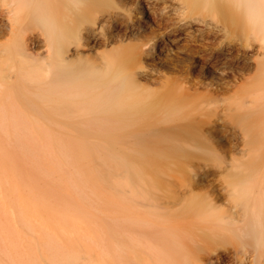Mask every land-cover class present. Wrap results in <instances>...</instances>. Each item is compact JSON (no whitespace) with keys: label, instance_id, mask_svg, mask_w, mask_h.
Returning <instances> with one entry per match:
<instances>
[{"label":"bare ground","instance_id":"bare-ground-1","mask_svg":"<svg viewBox=\"0 0 264 264\" xmlns=\"http://www.w3.org/2000/svg\"><path fill=\"white\" fill-rule=\"evenodd\" d=\"M56 3L77 33L63 51H54L12 0H0V137H16L15 146L28 148L35 138L40 150L72 165L69 177L61 179L65 195L52 203L56 224L64 231L69 221L75 227L82 222L96 235L77 236L79 248L70 250L50 244L44 259L49 264H264V52L248 86L226 97L243 128L238 157L221 146L222 138L213 139L217 128L211 120L217 102L225 99L212 79L223 81L233 64L213 58L207 44L224 32L228 50L250 49L246 39L234 37L239 22L226 8L209 11L211 0H103V7L90 6L75 20L61 0ZM195 29L204 81L181 72L167 77L161 88L142 82L148 79L147 57L186 51L181 41L195 39ZM182 133L200 151L198 193L154 194L149 188L165 190L162 177L181 162ZM0 146L7 151L10 144L4 139ZM119 170L126 177L116 180L118 193L104 187L95 192V181ZM214 175L224 177L223 193L207 189ZM31 176L24 172L21 178L26 182ZM33 259L26 264H38Z\"/></svg>","mask_w":264,"mask_h":264},{"label":"rangeland","instance_id":"rangeland-1","mask_svg":"<svg viewBox=\"0 0 264 264\" xmlns=\"http://www.w3.org/2000/svg\"><path fill=\"white\" fill-rule=\"evenodd\" d=\"M188 15L191 17V13H188ZM237 32L238 30L233 33L234 37L239 40L242 39V37L237 35ZM194 34L196 36L195 39L184 38L181 41L186 51L179 50L177 53L174 52L169 55V58L167 56L147 57L148 62H150L145 68L148 79L142 82L153 88H161L162 81L181 72L188 74L191 78L195 77L204 81L206 75L202 74L200 70V57L198 56V29L194 30ZM227 40L225 33L220 32L207 44L209 47L208 53L213 58L228 60L230 64L234 65L229 68V73L223 77V81L219 78L212 79L215 81V86L218 85L219 87L221 85L218 92L225 99L217 102L214 114H211V120L217 128L213 139L216 137L222 138L219 141L221 146L231 150L234 155L239 157L242 148H244L243 128L236 120L233 110L228 107L229 104L226 97L236 93L246 84L248 86V82L250 83L256 74L258 61L263 57L264 47L263 42H258L257 44H250V49L228 50ZM206 79H209V76ZM199 116L200 114L198 113L194 114L197 120ZM196 129L197 133L199 131L201 136L205 137L202 130L198 129V125ZM168 131L169 129L165 128V132L167 133ZM178 137L185 141V151H183L180 158L181 162L178 166L170 165V169L162 177L166 183L165 190L157 187L149 188L150 192L154 194L175 193L176 196H182L187 195L189 190L198 193V159L200 152L197 149L198 145L183 133L179 134ZM4 139L10 146L7 151L0 148V249L2 248L7 252L6 255L8 257L1 249L0 264H13V262L15 264H26L29 259H33L36 256L37 259L33 260L38 264H49L44 257L50 244L70 250L79 248V235L83 239L95 237V231L82 222L75 227L71 225L73 220L69 221L70 224L64 231L58 228L59 226L56 224V214L52 203L56 198L65 195L61 179L69 177L73 170L72 165L62 159L57 160L55 152L50 153L46 150H40L41 148L38 147L35 138L33 140L32 138L29 139L30 148L25 145L15 146L16 137H0V143H3ZM191 145L194 146L191 148ZM18 148L21 149L19 150ZM29 149L30 151H28ZM40 163H44L42 167ZM54 171H58V173ZM24 172L32 173L33 177L31 176L24 182L21 178ZM214 176H211L208 180L207 189L223 193L224 190L221 185L225 184L224 177L221 175ZM125 177L124 172L120 170L110 174V176L106 174L103 179L95 181V192L100 194L104 187L106 190L118 193V189L121 186L116 189L119 186L117 182L124 181ZM7 187L10 189L8 190ZM156 188L157 192H155ZM58 209L60 211L66 210L69 214L74 215V212L68 210L66 206H63L62 210L60 207ZM73 215L71 216L72 218ZM45 241L48 243L46 244Z\"/></svg>","mask_w":264,"mask_h":264},{"label":"clouds","instance_id":"clouds-1","mask_svg":"<svg viewBox=\"0 0 264 264\" xmlns=\"http://www.w3.org/2000/svg\"><path fill=\"white\" fill-rule=\"evenodd\" d=\"M61 5L67 15L80 20L90 6L103 7V0H61ZM12 6L21 11L22 19L43 31L54 51H63L77 34L75 25L69 26L60 17L56 0H12ZM221 7L239 22V37L252 45L264 42V0H211L209 11L217 12ZM112 70L119 80L125 79L119 69Z\"/></svg>","mask_w":264,"mask_h":264}]
</instances>
